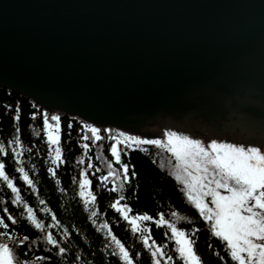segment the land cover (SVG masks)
Returning <instances> with one entry per match:
<instances>
[{
  "label": "water",
  "instance_id": "1",
  "mask_svg": "<svg viewBox=\"0 0 264 264\" xmlns=\"http://www.w3.org/2000/svg\"><path fill=\"white\" fill-rule=\"evenodd\" d=\"M263 71L264 0H0V85L100 127L162 139Z\"/></svg>",
  "mask_w": 264,
  "mask_h": 264
},
{
  "label": "trees",
  "instance_id": "2",
  "mask_svg": "<svg viewBox=\"0 0 264 264\" xmlns=\"http://www.w3.org/2000/svg\"><path fill=\"white\" fill-rule=\"evenodd\" d=\"M44 112L60 117L62 162L53 163L50 159L57 145H49L43 135ZM103 137L92 144L90 130L83 129L78 117L60 111H45L26 94L0 85V144L5 146L0 161L21 197L13 204L15 194L0 179V217L7 225H0V232L10 231L14 238L22 240L27 237L22 245H13L21 261H27V264H125L115 255V243L106 235L111 230L129 249L134 264H154L151 241L145 248L141 233L133 231L130 222L111 207L112 201L118 200L129 206L132 215L147 212L154 216L152 221L142 223L148 225V233L156 240V245H163L164 252L170 253L174 261L179 258L172 246L174 241L169 239L171 231L165 225H156L155 219L163 213L165 219L176 223L172 212L179 211L180 217H187L178 223L184 226L186 233L191 234V230L196 229L194 249L202 264H234L227 255L226 242L211 233L208 223L183 195V186L172 175L171 153L162 146L148 143L127 149L122 160L129 165V174L135 171L136 176L130 175L123 190L118 191L112 188L111 178L99 179L107 173L103 157L111 159L110 140ZM15 139L21 140L19 150L9 143ZM84 144L89 147L84 148ZM119 146L124 147L123 144ZM164 158L170 159V166L164 163ZM20 167L25 169L35 187L23 181ZM49 167L53 168V173L48 172ZM82 168L90 181L87 190L96 197L88 205L79 196V171ZM24 204L32 208L43 228L37 229L31 223ZM8 216L14 219L9 220ZM104 223L108 224V229L103 227ZM47 232L58 239V245H50L43 239ZM59 247H64L65 252L60 253Z\"/></svg>",
  "mask_w": 264,
  "mask_h": 264
},
{
  "label": "snow or ice",
  "instance_id": "3",
  "mask_svg": "<svg viewBox=\"0 0 264 264\" xmlns=\"http://www.w3.org/2000/svg\"><path fill=\"white\" fill-rule=\"evenodd\" d=\"M33 117L36 113L31 114ZM50 123L48 113L44 112L43 135L49 145L55 144L54 155H50L53 163L62 162V148L59 146L61 140L60 117L58 114L51 115ZM83 129L90 130L92 144H96L102 138L100 133H110L111 128H100L95 123L80 120ZM116 134L108 137L111 159L107 161L109 171L107 177L112 180L114 190H123L124 183L129 181L130 175L136 176V172L129 174V165L122 160V154L127 149L140 147L144 143L162 146L172 153L175 158L174 171L172 175L183 186V195L187 201L198 210L200 217L208 223L210 231L215 237L226 242L227 255L231 257L234 264H264V149L252 145H241L224 140L212 139L205 144L200 139L193 138L183 132L166 129L163 138L146 139L140 135H133L128 132L116 129ZM87 137H82L86 139ZM15 150H19L21 140L10 141ZM123 144L124 147L119 145ZM88 148V144L83 145ZM5 151V146L0 144V153ZM113 161L119 168L113 169ZM91 162L89 161V164ZM49 173H53V168H48ZM19 173L27 184L35 187L33 181L23 167L19 168ZM0 179L15 194L12 200L16 204L21 200L19 192L13 180L5 172V166L0 161ZM100 181H105L106 176L101 175ZM121 183L117 186L116 181ZM90 181L82 168L79 171V196L85 199V204L95 201L96 197L92 191L87 190ZM208 198V199H206ZM119 199V198H118ZM111 207L119 211V215L124 220L129 221L131 228L135 232L141 233V240L145 248L149 247V242L156 245V240L151 239L148 233V225L143 221H152L153 215L147 212L136 215L130 214L127 204H121L118 200H113ZM28 219L37 229L44 227L43 223L35 217L33 210L27 204ZM46 211V209H45ZM173 217L178 214L172 212ZM13 220L12 216H8ZM95 223V221H93ZM156 225H165L171 231L169 239L174 241L175 255L179 258L177 264H202L200 255L194 249V233H186L184 228L178 227L175 222L165 219L164 214H159L155 219ZM0 225L5 224L4 218L0 217ZM103 227L108 229V224ZM115 243L119 261L125 264H134L133 256L129 249L112 234L111 230L106 232ZM27 237L24 238L26 240ZM50 245H58L59 241L51 232H47L43 237ZM24 240L14 238L11 232H0V264H27L21 261L13 245H22ZM163 245L155 247L151 252L154 264H160L157 255L164 257L167 262L173 260L172 255H167L162 251ZM59 252L64 253L65 248L59 247ZM139 255V253H136ZM223 259V257H222Z\"/></svg>",
  "mask_w": 264,
  "mask_h": 264
},
{
  "label": "flooded vegetation",
  "instance_id": "4",
  "mask_svg": "<svg viewBox=\"0 0 264 264\" xmlns=\"http://www.w3.org/2000/svg\"><path fill=\"white\" fill-rule=\"evenodd\" d=\"M246 94L254 98H248ZM244 95L246 96L239 100V102H235L236 106L218 103V107H209L211 112L206 114L207 116H204L205 114H196L191 118H183L181 115L173 116L169 114L165 119L167 121V129L183 132L193 138L200 139L205 144L212 139H217L264 149V117L262 112L259 111L258 113L252 108L253 106H257L264 109V98L261 97V94L250 93V91ZM236 108H238L237 111L235 110ZM208 116L216 117L217 119L212 120ZM158 121H154L153 123H157ZM145 129L133 135L148 136L153 139L161 136L158 133L156 137V133L149 130L146 131ZM202 131L205 133L203 134ZM171 155L174 164L175 158L172 153Z\"/></svg>",
  "mask_w": 264,
  "mask_h": 264
},
{
  "label": "rangeland",
  "instance_id": "5",
  "mask_svg": "<svg viewBox=\"0 0 264 264\" xmlns=\"http://www.w3.org/2000/svg\"><path fill=\"white\" fill-rule=\"evenodd\" d=\"M52 114H55V113H52V112H49L48 113V117H49V121H50V123H54V122H52L51 121V115ZM101 128V127H100ZM104 128V127H103ZM106 128V127H105ZM107 128H111L112 129V132H110V133H104V132H101V133H103V134H100L102 137L105 135V137H106V139H108V137H111V136H113V135H115L116 134V129H118V128H116V127H107ZM121 131H124V130H121ZM124 132H128V133H130V131H128V130H125ZM130 134H132V133H130ZM99 156H101V155H99ZM169 158V157H168ZM167 158V159H168ZM167 159H163L164 160V163L165 164H168L169 165V161H170V159L169 160H167ZM103 160H104V166L107 168V173H108V171H109V168H108V163H107V161L108 160H106L104 157H103ZM171 164H172V169H173V171H174V165H175V163L173 164V161H171ZM170 166V165H169ZM118 168H119V166L117 165V164H114L113 163V169H117L118 170ZM169 171H170V173H171V167L169 168ZM107 173H106V177H107ZM108 178H110V177H108ZM120 182V180H117L116 181V184L117 183H119ZM182 185V184H181ZM88 187V186H87ZM206 199H208V198H206ZM194 207V206H193ZM195 212L199 215V212H198V210H196L195 209ZM177 214H178V217H180V213H179V211L178 212H176ZM191 215L192 216H195V214L194 213H191ZM202 218V217H201ZM176 219V224H177V226L178 227H181V225L180 224H178L179 223V221L180 220H182V219H178L177 217L175 218ZM183 221V220H182ZM184 226H182L181 228H183ZM159 245L157 244V245H152V249H151V251H153L154 250V248L155 247H158ZM161 246V245H160ZM162 251L164 252V250H163V248H162ZM165 253V252H164ZM167 255H171L170 253H166ZM157 259L160 261V264H169V262H167L166 260H165V258L164 257H162V256H160L159 254L157 255ZM170 264H177V262L176 261H174V259L170 262Z\"/></svg>",
  "mask_w": 264,
  "mask_h": 264
},
{
  "label": "bare ground",
  "instance_id": "6",
  "mask_svg": "<svg viewBox=\"0 0 264 264\" xmlns=\"http://www.w3.org/2000/svg\"><path fill=\"white\" fill-rule=\"evenodd\" d=\"M98 127H100V126H98ZM102 128V127H101Z\"/></svg>",
  "mask_w": 264,
  "mask_h": 264
}]
</instances>
